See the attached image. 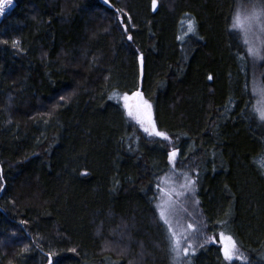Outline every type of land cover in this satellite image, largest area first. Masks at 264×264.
<instances>
[{"label":"trees","instance_id":"1","mask_svg":"<svg viewBox=\"0 0 264 264\" xmlns=\"http://www.w3.org/2000/svg\"><path fill=\"white\" fill-rule=\"evenodd\" d=\"M245 1L0 0V264H173L155 207L173 148L206 232L264 264V125L230 31ZM135 91L170 141L126 116ZM219 244L191 264H238Z\"/></svg>","mask_w":264,"mask_h":264},{"label":"snow or ice","instance_id":"2","mask_svg":"<svg viewBox=\"0 0 264 264\" xmlns=\"http://www.w3.org/2000/svg\"><path fill=\"white\" fill-rule=\"evenodd\" d=\"M156 7L157 0H153V11L156 10ZM0 11H3L2 7H0ZM262 17H264V0H258V3H254L252 5L251 11L245 16L242 17L239 12L233 13L232 17L230 18V31L239 32L242 35V43L244 45H248L249 41L247 36L249 32H251L252 28L260 22ZM128 19H130V17H128ZM262 28H264V26H262ZM189 33L193 35L196 33L194 18L191 17H189L186 29V34ZM127 38L128 40L132 39L130 35ZM247 52L251 56L260 57V52L256 49H253L252 47H248ZM139 60L142 72V55L139 57ZM208 79L211 80L212 77L209 76ZM257 95L260 97V99H258L256 104L251 106V114L252 118L256 119L259 124L264 125V90H261V92H259ZM114 98L115 94L113 96H109L110 100ZM61 99H64V97H61ZM120 99L122 100L123 109L126 116L139 125V127L142 129V132L146 134V139L149 137H156L163 141H170L168 133L159 130L157 127V122L154 117L153 104L148 98H145L143 92L136 91L131 95L125 93L121 95ZM167 155L168 160L172 165L173 172L175 173V163L176 158L179 155V150L177 148H173L167 153ZM84 175H86V173H84ZM180 175L182 176V182L178 183V185L175 180L161 178V181L166 182L167 186L162 187L161 183L156 185L157 190L160 193L159 199L163 203H157L155 207L159 210V216L167 226L170 233V236L168 237V243L173 264H191L190 259L185 260L184 258L190 257V255H195L196 248L193 247L191 242H188V236L177 238V234L175 231H172V225L167 218V215L175 214L176 204L179 198L185 197L189 193H194L195 191L196 180L187 173H181ZM0 179H2V175H0ZM0 190H2V184H0ZM174 197L176 199H174ZM224 223L226 224L227 221H224ZM188 227L192 228V225L189 224ZM200 235L204 240V243L199 245L201 248L204 247V245L208 243L210 239L212 242H215L214 237L209 238L207 236H203V233H200ZM182 240L187 242L186 246L184 247H182ZM219 240L222 244L220 251L222 252L223 260L225 262H231L233 259H244L243 257H238L236 255L239 251V243L232 234L220 232ZM49 264H51V260H49Z\"/></svg>","mask_w":264,"mask_h":264},{"label":"rangeland","instance_id":"3","mask_svg":"<svg viewBox=\"0 0 264 264\" xmlns=\"http://www.w3.org/2000/svg\"><path fill=\"white\" fill-rule=\"evenodd\" d=\"M253 2L254 1H250L249 3H246V1H245L244 2L245 4L241 5V8L238 9V12L240 13V15L242 17L251 11ZM262 26H264V17H262L260 22L252 28L251 32H249V34L247 36L249 44L245 45L246 49L248 47H252L253 49H256L260 52V57L250 55V57L253 61V64H254V69H255V79H254L255 83H254V90L253 91L255 94L256 103L258 102V99H260V97L257 94L259 92H261V90H264V28H262ZM239 35L242 38V35L240 33H239ZM129 120L142 132V129L139 127L138 124L135 123V121H132L130 118H129ZM144 135H146V134H144ZM150 138H156V137H150ZM177 158H178V156H177ZM177 158H176V160H177ZM170 165H171V163H170ZM166 178H168L170 180H175L177 182V185H178V183L182 182V178L175 176L174 173L168 175ZM166 186H167V183L164 182L162 187H166ZM159 196H160V194H159ZM191 197H192V193H189L187 196L179 198V200L177 201V204H176L175 214L167 215V218L169 219V221L172 225V231L176 232L177 238H182L183 236H188L189 237L188 242H191L193 244V247H195L196 251H197L198 249L201 248V247H199V245L204 243V240H203L202 236L200 235V233H203V236H207L209 238H212V237L206 232V230L203 227L202 222H200L197 219V217L194 215L195 212L192 210L190 205H188ZM174 199H176V198L174 197ZM159 203H163V202L161 200H159ZM161 221L163 222L162 219H161ZM189 224L192 225V228L188 227ZM166 228H167V226H166ZM194 229H195V231H194ZM167 230H168V228H167ZM168 235L170 236L169 231H168ZM186 244H187V242L182 240V247L186 246ZM210 244H219V243H217L216 241L212 242L210 239L209 242L206 243L205 245H210ZM168 245H169V243H168ZM219 245L222 247V244H219ZM170 255H171V253H170ZM236 255L238 257H243L244 259H233V261H231L232 263L244 264L247 262L245 255L243 253H241L240 251H238V253ZM171 258H172V256H171ZM190 258L191 257H186L184 259L187 260Z\"/></svg>","mask_w":264,"mask_h":264},{"label":"water","instance_id":"4","mask_svg":"<svg viewBox=\"0 0 264 264\" xmlns=\"http://www.w3.org/2000/svg\"><path fill=\"white\" fill-rule=\"evenodd\" d=\"M50 260H51V264H52V261H53L52 258Z\"/></svg>","mask_w":264,"mask_h":264}]
</instances>
